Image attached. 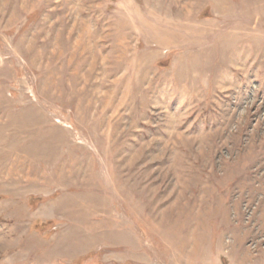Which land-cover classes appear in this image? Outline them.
Wrapping results in <instances>:
<instances>
[{"label": "rangeland", "instance_id": "1", "mask_svg": "<svg viewBox=\"0 0 264 264\" xmlns=\"http://www.w3.org/2000/svg\"><path fill=\"white\" fill-rule=\"evenodd\" d=\"M0 264H264V0H0Z\"/></svg>", "mask_w": 264, "mask_h": 264}, {"label": "built area", "instance_id": "2", "mask_svg": "<svg viewBox=\"0 0 264 264\" xmlns=\"http://www.w3.org/2000/svg\"><path fill=\"white\" fill-rule=\"evenodd\" d=\"M108 1H110V0H108Z\"/></svg>", "mask_w": 264, "mask_h": 264}]
</instances>
